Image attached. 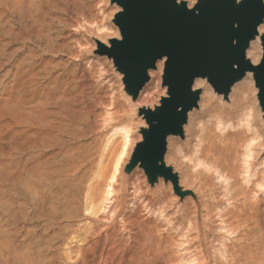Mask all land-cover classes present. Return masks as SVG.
<instances>
[{
    "label": "bare ground",
    "instance_id": "1",
    "mask_svg": "<svg viewBox=\"0 0 264 264\" xmlns=\"http://www.w3.org/2000/svg\"><path fill=\"white\" fill-rule=\"evenodd\" d=\"M87 3L0 0V212L4 220L0 264H158V241L163 239L159 229L165 227L189 239L183 264H264V128L251 103L253 73L245 75L227 101L205 81H196L195 87L202 89L199 107L189 115L184 138L169 137L165 158L179 175L182 189L192 195L180 198L163 179L149 187L142 171L125 172L139 138L123 101L126 119L132 123L124 127L126 122L116 118L115 89L109 114L99 115V124L91 121L103 101V83L91 91L87 68L99 64L103 70L108 68L106 58L92 54L95 41L108 45L109 39L119 38V32L107 25L118 11L116 6L102 7L104 19L97 15L95 19L85 14L92 9ZM76 30L88 36L81 53L72 43L71 33ZM247 55L259 63V42L252 43ZM157 67L150 72L140 104L152 102L145 100H154L159 93L163 61ZM108 77L104 78L107 84ZM101 129L108 142L121 139V148L105 204L87 203L85 214L93 217L81 226L79 207L73 206L80 184L77 180L78 188L72 184V173L76 162L82 161L77 150ZM101 211H107L111 227L128 225L134 234L132 244L121 239L109 248L113 243L100 236L96 225ZM164 239L169 240L166 235ZM166 246L164 251L169 252ZM49 249L52 256L42 258ZM171 257L163 258L166 262Z\"/></svg>",
    "mask_w": 264,
    "mask_h": 264
},
{
    "label": "water",
    "instance_id": "2",
    "mask_svg": "<svg viewBox=\"0 0 264 264\" xmlns=\"http://www.w3.org/2000/svg\"><path fill=\"white\" fill-rule=\"evenodd\" d=\"M118 11L110 22L119 38L108 45L97 40L93 55L106 58L119 79L120 98L131 110L135 141L125 172L142 171L146 185L160 179L172 184L180 198L179 175L167 165L169 137L184 138L189 115L199 107L203 80L225 101L248 72L254 75V99L264 128V0H109ZM259 42L255 64L247 53ZM161 71L157 101L140 104L151 80Z\"/></svg>",
    "mask_w": 264,
    "mask_h": 264
},
{
    "label": "rangeland",
    "instance_id": "3",
    "mask_svg": "<svg viewBox=\"0 0 264 264\" xmlns=\"http://www.w3.org/2000/svg\"><path fill=\"white\" fill-rule=\"evenodd\" d=\"M98 1H100V0H87V2H88L87 5H91L92 9H91L90 13L85 11L86 12L85 14L87 16L89 14H92L91 18H95L96 15H97L98 16L97 18L103 17V19H104V16H103L101 8L105 6V9L107 10L108 4H109V0H105L106 1L105 4H104L103 0H101L100 3ZM97 11L99 12V15L97 14L98 13ZM109 19L107 20L108 22L106 21L107 25H110V26L112 25V27H114ZM71 34L73 36L72 38L74 39L73 40L74 42H72V43H74L75 47H77L78 53H81V49L84 48L83 44H85L87 42L85 40L84 36H86V37H88V36L86 34H84V36H83L81 33L78 32V30L73 31ZM80 39H82V40H80ZM74 44H72V45L74 46ZM92 49L89 52H91ZM72 61H74V60H72ZM73 63L74 64L75 63L78 64L79 62H75L74 61ZM105 63L106 64H104V67L107 66L109 69L107 67H105L107 69L103 70L102 65H100V64L98 65L97 68L96 67L87 68V72H88V76L87 77L89 78L88 80H89V83L91 84V91H93V89H96L97 87H99V85L101 83H103L102 85H100L101 86L100 89L102 90L101 91V95L103 97V101H100L101 103H99V105H98V107L96 109L98 115H96V114L91 115L92 116L91 121L92 122H97L99 124V121H100V116L99 115L104 114L105 112H108V114H109V110L112 107V97H115V94H114L113 91L116 90L115 91V92H117L116 93L117 94L116 95L117 96L116 97L117 98V109H116V113H115L116 114V118H117L118 121L122 120V121L126 122L123 125L124 127H126L127 123L128 122L132 123V121H128L126 119V115H127L128 111H127V108L124 105L125 103L123 102L124 103L123 104L122 100L120 98V83L112 75L113 71L111 69V65L107 62V60H105ZM106 70L107 71L109 70V72H106ZM94 71H96V72H94ZM104 72H106L107 74L104 73ZM103 74H106V75H103ZM108 74H109L110 77H112L111 79H113V80H111L110 77H108ZM105 76L108 77V79L110 81H113L114 85H116V86H114L113 84H112L113 87L111 85H109V84L113 83V82H110V81H109V84H107V81L104 79ZM94 78H96V79H94ZM113 89H115V90H113ZM160 93H161V87H160V83H159V93L156 95V97H155L156 99L155 98H154V100H149L148 99V100H145V101H157L158 95ZM253 95H254V91L252 89L251 101H253V102H251V103L253 105L255 104L253 109L254 110H258L257 121L261 125V123L259 121V118H258L259 114H260V109L256 105V102H255V99H254ZM107 96H108V98H107ZM119 105L122 108H118ZM133 127H135L134 122H133L132 128ZM261 127L263 128L262 125H261ZM100 131H102V129L95 133L93 139H91L88 142H84L83 143L84 145L81 146L77 150L78 157L81 156L80 159L82 161L79 160L78 163L76 162V167L74 168V171L72 173L74 175V176L72 175L73 176L72 179L74 180V182H73V180H71L72 184L74 183L73 185H77L76 186L77 188L79 187L78 185L80 184L79 190L77 189V191H78V194H77L78 201L73 206L76 209H78V207H79L80 214H79V218H78L77 221H81V223H80L81 226H84L85 223L88 222L89 218L92 220V217H93V216L90 217V216L85 214L86 213L85 212V208L87 206V203H89L91 201H94L97 204L98 207H101V206H103L105 204V201H106L105 200L106 199V190H107L106 188L108 187L107 185L109 184L110 178H111L112 173H113V169H114V166H115V164H114L115 162L114 161H116L115 159H116V157H118V155H119L118 153L120 152L119 149L121 148V144H118V143H121V139H119L116 143L113 144L111 142H108V139L105 138V135L104 134L102 135V133ZM134 139H135V137H134ZM85 144H86V146H85ZM111 144H113V145H111ZM115 145H116L117 148L115 147ZM81 149H83V150L85 149V151H83ZM86 150H88V151H86ZM79 151H80L81 154L83 153L84 155L83 154L80 155ZM83 158H85V159H83ZM81 162H83V163H81ZM84 164H86V165L84 166ZM81 166H84V167H81ZM80 169H82V170H80ZM78 170H80V172ZM76 173H78V174H76ZM108 177H109V179H108ZM75 180H77V182L79 184ZM0 185H1V183H0ZM0 190H1V186H0ZM262 197L264 199V196H262ZM1 202H4V201L1 200ZM263 208H264V206H263ZM85 215L88 218L84 217ZM107 216H108L107 211H103V212L101 211V217H97V218L95 217V219H96V225L100 227V236L102 238H104V237L108 238V239L110 238L109 240L113 244H110L109 246H113L114 245L113 247H109V248H114L115 247L114 243L118 244L119 242H121V239L124 240L125 242L128 239V241H130V244H132L133 243L132 242V236L134 234H133L132 231L129 230L130 228L128 227V225L125 228H123L122 225L117 223L116 225H113L111 227L110 223H109L110 221H107ZM83 217L85 219H87V220H85ZM0 220H1L0 221V225L2 226L3 223H1V222H3L4 220L2 218L1 212H0ZM165 224L166 223L162 222V225H165ZM2 230H3L2 227H0V236H1L0 237V258H1L0 261L4 260V256H3L4 255V247H3L4 234H3ZM111 230H113L114 232L111 231ZM159 230H160L159 233L161 234L163 239L160 238L161 240L158 241V243H159L158 245L161 246V247L159 246L161 248V250L160 249L159 250L162 251V252L160 253V251H159V253H157V255H159V258L161 257L159 259L160 260L159 262L157 260V263L158 264H183L184 249L185 248H189V246H190L189 243H186L189 239L186 236L181 237L180 235H181L182 232H179V231L176 232V231H174V230H172L171 228H168V227H165L164 229L161 228ZM109 231L112 233V235H111V233ZM115 233H117V234L115 235ZM165 235H166V237L169 238V240L168 239L167 240L164 239ZM127 236H128V238H127ZM123 237H124V239H123ZM170 238H172V240ZM175 238H177V239L175 240ZM116 239L118 240V242H114V241H116ZM181 243L182 244L184 243V246H182ZM166 244H167V246H166ZM168 244H169V246H168ZM170 244H172V245H170ZM235 244L238 245V243H235ZM164 246H166L165 247L166 249L170 248V249H168L169 252H167V250L164 251ZM170 250L173 251V252H171ZM50 251L52 252L51 249H49L47 251H43V254L41 252V254L44 255V256H42V258H45V257L49 258L50 256H52V253ZM163 252H165L166 254L163 253ZM160 254H161V256H160ZM163 255L165 256V259H166L167 255H168V257H171V256L173 257V255H174V259L172 257L171 258H167V260L165 262V259L163 258L164 257ZM168 259H171V261H174V262L171 263V261L168 260ZM9 264H11V263H9Z\"/></svg>",
    "mask_w": 264,
    "mask_h": 264
}]
</instances>
